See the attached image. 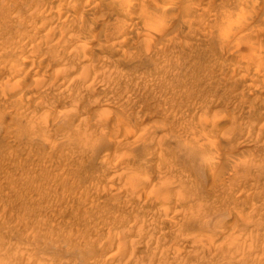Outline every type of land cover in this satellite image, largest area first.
I'll list each match as a JSON object with an SVG mask.
<instances>
[{
	"label": "rangeland",
	"instance_id": "374dc122",
	"mask_svg": "<svg viewBox=\"0 0 264 264\" xmlns=\"http://www.w3.org/2000/svg\"><path fill=\"white\" fill-rule=\"evenodd\" d=\"M73 1L0 0V264H264V0Z\"/></svg>",
	"mask_w": 264,
	"mask_h": 264
},
{
	"label": "bare ground",
	"instance_id": "6f19581e",
	"mask_svg": "<svg viewBox=\"0 0 264 264\" xmlns=\"http://www.w3.org/2000/svg\"><path fill=\"white\" fill-rule=\"evenodd\" d=\"M121 1H123L124 5H128V7H129V5H130V7H129L130 10H132L133 8H135V6H136L137 4L140 5L141 8H142V7H143V8H146V7H144V5L146 6V2L149 3V4H151V3L156 4L159 10H157V11L155 10V12H154L153 10H152V11L149 10V14H147V15H149V17H150L151 19H150L149 17H148V18H149L151 21H154V22L151 24L152 26H154L153 24L156 23V22H157L156 25L158 26V24L161 22V28H162V27L165 28L166 26H168V24H165L164 26H162V21H164V18L167 17V16H168V17H167L168 20H173V18H174V15H173L172 17H170L169 15H166V16H163V18H162L163 20L161 21V19H159V15L162 14V13H160L161 11L166 10V13L169 14L173 9H175V7H173V6H174V4L176 3V0H121ZM198 1H199V0H198ZM200 1H201V0H200ZM207 1H208V0H207ZM73 2H75V0H74ZM73 2H71V3H73ZM158 2L161 3V4L159 5ZM238 2H239V0H238ZM252 2L255 3V4H257V3L259 2V0H252ZM96 3H98L97 0H86L84 4H85V5H90L89 7H91V6H95ZM181 3H182V11H184L183 7H184V8H187V7H188V6L186 5V4H188V0H181ZM233 3H235V2H233ZM240 3H241V2H240ZM243 3H244V2H243ZM118 4H119V3H118ZM192 4H195V3H192ZM251 4H252V3H251ZM255 4H254V5H255ZM175 5H176V4H175ZM196 5H197V4H196ZM196 5H195V6H196ZM238 5H239V4H238ZM238 5H237V6H238ZM242 5H243V4H242ZM252 6H253V5H252ZM136 7H137V6H136ZM191 7H192V5H191ZM193 7H194V5H193ZM241 7H242V6H241ZM194 8H195V7H194ZM197 8H198V6H197ZM197 8H196V9H197ZM237 8H238V7H237ZM179 9H180V8H179ZM238 9H240V6H239ZM244 9H245V8H241V9H240L241 12L245 11ZM250 9H251V11L247 10V11H249V12H248V13L246 12V16H245V17H247V19L245 20V18H243V19L245 20V21L243 20L245 24L248 23V22L250 21V17H252V15H254L253 13H254V9H255V8L253 9V8L250 7ZM252 9H253V10H252ZM175 10H176V9H175ZM232 10H233V9H232ZM240 10H239V11H240ZM132 11H133V10H132ZM168 11H169V12H168ZM180 11H181V10H180ZM256 11H257V10H256ZM241 12H240V13H241ZM133 13H134V12H133ZM185 13H186V12H185ZM238 13H239V12H238ZM131 14H132V13H131ZM229 14H230V11H229ZM233 14H234V13H233ZM247 14H249V15H247ZM235 15L237 16V13H236ZM224 16H225V15H224ZM226 17H227V16H226ZM146 18H147V17H146ZM235 18H236V17H235ZM229 19H231V18H229ZM229 19L227 18L226 21L229 20ZM232 19H233V18H232ZM150 20H149V21H150ZM156 20H157V21H156ZM236 20H237V19H236ZM146 21H148V19H146ZM165 22H166V21H165ZM224 22H225V21H224ZM229 22H231V21L229 20ZM229 22H228V23L226 22V24H228V26L225 24V26L228 27V28H226V30L228 29V31L225 30L227 34H226V33H223V32H224V31H223L224 28H223V30H222L223 32H221V33L225 34L226 36L230 34V31H229V25H230V23H229ZM72 23H74V22H72ZM109 23H110V22H109ZM148 23H149V24H146V25H150V22H148ZM163 23H164V22H163ZM166 23H168V22H166ZM169 24H170V22H169ZM245 24H244V25H245ZM106 25H107V24H106ZM146 25L144 24V27H145ZM151 25H150V26H151ZM223 25H224V24H223ZM233 25H234V24H233ZM235 25H236V23H235ZM159 26H160V25H159ZM225 26H224V27H225ZM236 26H237V25H236ZM154 27H155V26H154ZM154 27H153V30H155ZM242 27H243V26H242ZM118 28H120V27H118ZM147 28H149V27L147 26ZM150 28H152V27H150ZM157 28H158V27H157ZM64 29H65V28H64ZM67 29H68V28H67ZM149 30H150V29H149ZM63 31H64V30H63ZM65 31H66V30H65ZM65 31H64V32H65ZM76 31H77V29H76ZM88 31H89V29H88ZM155 31H156V30H155ZM158 31H160V30L158 29ZM158 31H157V32H158ZM89 32H90V31H89ZM89 32H88V33H89ZM149 32H150V31H149ZM149 32H148V31H147V32H144V35H145V36H146V35H150ZM89 34H91V33H89ZM91 35H93V34H91ZM91 35H90V36H91ZM221 35H222V34H221ZM225 35H224V37H225ZM60 36H62V35H60ZM90 36H89V37H90ZM58 37H59V36H58ZM62 37H63V36H62ZM64 37H65V36H64ZM92 37H93V36H92ZM222 37H223V36H222ZM60 38H61V37H60ZM86 38H87V37H86ZM103 38H104V37H103ZM58 39H59V38H58ZM58 39H57V42H59ZM223 39H224V38H223ZM226 39H227V37H225V40H226ZM41 40H42V39H41ZM41 40H40V41H41ZM59 40H60V39H59ZM84 40H85V39H84ZM43 41H44V40H43ZM117 41H122V40L119 38ZM222 41H223V40H222ZM84 42L87 43V42H88V39H86ZM84 42H81V44H79V45L83 46V45H84ZM250 48H251V47H250ZM10 49H11V48H10ZM247 49L250 51V53H251L253 56H255V54H256V48L253 49V51H252V49H249V47H247ZM7 50H9V48H8ZM9 51H10V50H9ZM3 52H4V51H3ZM1 53H2V52H1ZM243 54H244V53H243ZM25 55H26V56H25ZM25 55H24V58L22 57L24 64H26V65H30V66H28V67H32V64L35 63V62L33 61V60H34V59H33L34 56L31 57L30 54H29L30 56L27 55V54H25ZM256 56H257V55H256ZM34 58H35V57H34ZM259 58H261V57H259ZM35 59H36V58H35ZM261 59H262V58H261ZM33 62H34V63H33ZM26 65H25V66H26ZM35 65H36V63H35ZM25 66H24V67H25ZM33 66H34V65H33ZM24 67H23V68H24ZM28 67H27V68H28ZM29 69H30V68H29ZM31 69H32V68H31ZM35 69H36V68H35ZM223 69H224V68H223ZM16 70L18 71V70H21V69H20V68H19V69L17 68ZM27 70H28V69H27ZM33 71H34V70H33ZM91 71H92V70H91ZM221 74H222V73H221ZM85 75H86L85 78H86L87 76H89V75H87V74H85ZM218 75H219V73H216V74H214L213 76H218ZM222 75H223V74H222ZM97 76H98V74H97L96 72H94V74H92L91 76H89V78L91 77L92 82H93V80H95V79L97 78ZM213 76H212V77H213ZM214 78H216V77H214ZM237 78H238V76L236 77V79H237ZM216 79L219 80L218 78H216ZM221 79H222V78H221ZM223 79H224V78H223ZM236 79H234V80H236ZM238 79H239V78H238ZM210 80H211V79H210ZM217 80H216V82H217ZM212 81H213V80H212ZM214 81H215V80H214ZM230 82H231V81H230ZM262 82L264 83V76H263ZM227 83H228V82H227ZM232 87H233V86H232ZM238 92H239V91H238ZM238 92L235 93V94H237V96H238ZM239 93H240V92H239ZM236 106H237V105H236ZM236 106H235V107H236ZM237 107H238V106H237ZM240 109H241V108H240ZM242 110H243V109H242ZM239 126H240V125H239ZM241 126H242V125H241ZM241 126H240L239 128H240V129L243 128L242 130L246 132V129L244 130V128H246L245 125H244V127H241ZM230 128H231V127H230ZM234 128H235V127H234ZM225 130H228V128H226ZM225 130H224V131H225ZM250 130H251V129H250ZM233 131H234V129H233ZM251 131H252V130H251ZM251 131H249V132H251ZM249 132H248V133H249ZM248 133H247V134H248ZM251 133L253 134L254 131L251 132ZM251 133H249V134H251ZM239 134H242L241 130L238 132V136H240ZM243 134H245V133L243 132ZM247 134H246V135H247ZM249 134H248V135H249ZM252 134H251V135H252ZM254 135H255V133H254ZM254 135H252V137H253ZM242 136H243V135H242ZM256 136H257V135H256ZM256 136H255V137H256ZM249 137H250V138H249ZM252 137H251V136H247V137H245V138H248V139L252 140V139H253ZM255 137H254V138H255ZM245 138H244V139H245ZM251 138H252V139H251ZM258 138H259V137L257 136V139H258ZM246 141H247V140H246ZM240 142H241V141H240ZM242 142H243V141H242ZM248 142H250V141L248 140ZM253 142H254V141H253ZM244 144H248V143L246 142V143H244ZM255 144H256V143H255ZM248 145H249V144H248ZM258 145H259V144H258ZM260 145H261V143H260ZM229 157H230V156H229ZM230 158H232V157H230ZM232 160H234V159H232ZM171 165H172V164H171ZM167 166H168V169H169V168H172V166H170V164L167 165ZM174 170H175V169H174ZM176 170H177V169H176ZM237 176H238V175H237ZM237 176H235V177H237ZM237 178H239V176H238ZM225 190H226V191H229V190H230V187H225ZM242 192H243V190H242V187H241V188L237 191V193L234 195L233 198H234L235 200H236V198H238V197H239V199H241L242 197L240 198V196L243 194ZM242 199H243V198H242ZM236 201H237V200H236ZM243 201H244V200H242V201H240V202L242 203ZM238 202H239V200H238ZM252 204H254V203H252ZM244 205H245V204H244ZM250 205H251V204H250ZM251 206H253V205H251ZM251 206H249V207H251ZM254 206H255V204H254ZM257 207H258V206H257ZM257 207H256V208H257ZM251 208H252V207H251ZM253 210H254V208H253ZM172 219H173V218H172ZM123 232H124V231L120 232L121 235L126 234V232H125L124 234H123ZM121 235L119 234V237H120ZM158 243L161 244L159 241H158ZM153 250H154V249H153ZM155 252H156V251H155ZM155 252H154V253H155ZM155 254H156V253H155ZM129 255H131V254H129ZM153 256H154V254H153ZM153 256H152V257H153ZM171 256H172V255H171ZM176 256H177V255H176ZM159 259H160V258H159ZM163 260H164V259H163Z\"/></svg>",
	"mask_w": 264,
	"mask_h": 264
}]
</instances>
